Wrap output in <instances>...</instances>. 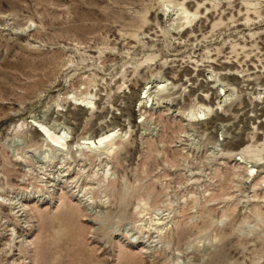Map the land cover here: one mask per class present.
<instances>
[{"label": "rangeland", "instance_id": "rangeland-1", "mask_svg": "<svg viewBox=\"0 0 264 264\" xmlns=\"http://www.w3.org/2000/svg\"><path fill=\"white\" fill-rule=\"evenodd\" d=\"M0 264H264V0H0Z\"/></svg>", "mask_w": 264, "mask_h": 264}, {"label": "bare ground", "instance_id": "bare-ground-1", "mask_svg": "<svg viewBox=\"0 0 264 264\" xmlns=\"http://www.w3.org/2000/svg\"><path fill=\"white\" fill-rule=\"evenodd\" d=\"M75 100L77 101V103L79 105H81V106L83 105L84 107L86 106L87 108H89V106L93 103L94 98L92 96H89V97L88 96H86V97H82V96L77 97L76 96ZM204 111H206V110L200 109V107H199L198 109L191 111V116H194V117H198L199 115L201 116V114L202 115L204 114ZM34 120L36 121V123L40 124V126L42 128V129H40L42 131V134L48 136L47 141H48L49 145L57 147L59 149L62 146L66 145V132L65 131L63 132V134L61 131L57 133V132L49 129L43 123L38 122L36 119H34ZM117 134H118V131L116 129H113V130L104 132L97 137H86L83 139V142H78L77 146L78 145L79 146L91 145V146H94V148H98V147L100 148V147H103L104 145H108V144L112 143L113 139L115 138V136H117ZM111 148H113V147L111 146Z\"/></svg>", "mask_w": 264, "mask_h": 264}]
</instances>
